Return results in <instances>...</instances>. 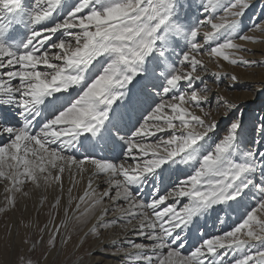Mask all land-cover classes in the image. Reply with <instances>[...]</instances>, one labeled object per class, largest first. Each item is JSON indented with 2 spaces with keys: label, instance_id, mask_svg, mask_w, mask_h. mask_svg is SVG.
Masks as SVG:
<instances>
[{
  "label": "snow or ice",
  "instance_id": "snow-or-ice-1",
  "mask_svg": "<svg viewBox=\"0 0 264 264\" xmlns=\"http://www.w3.org/2000/svg\"><path fill=\"white\" fill-rule=\"evenodd\" d=\"M186 7L196 8V0ZM249 7L251 0H200L190 25L181 0H0V105L19 109L24 121L12 127L0 120V136L9 137L0 144V181L13 194L7 206L15 207L26 182L55 183L62 195L67 171L72 187L48 241L53 247L61 229L96 218L104 227L122 222L151 242L126 239L128 264H264V247H257L264 244V151L241 144L239 119L214 139L210 89L196 83L198 70L207 72L204 55L255 66L240 55L251 49L237 42H255L238 33ZM25 24L27 39H18L17 26ZM253 29L264 32V24ZM153 94L159 102L129 128L132 111H123V101L140 104ZM258 128L264 133V123ZM101 141L123 145L120 162L71 154ZM89 163L95 173L74 197ZM165 175L162 191L155 178ZM149 177L155 195L145 202L140 190ZM60 203L57 197L53 207ZM208 209L221 223V214L240 218L185 255L181 233Z\"/></svg>",
  "mask_w": 264,
  "mask_h": 264
},
{
  "label": "rangeland",
  "instance_id": "rangeland-1",
  "mask_svg": "<svg viewBox=\"0 0 264 264\" xmlns=\"http://www.w3.org/2000/svg\"><path fill=\"white\" fill-rule=\"evenodd\" d=\"M187 3L188 0H181L186 19L190 25H194L200 15V0H196L197 7L193 9H188ZM221 14L222 12L218 13V15ZM255 24H264V0H251V7L247 9L238 22L239 34L244 33L255 38V42L237 41L251 49L250 52H242L240 55L249 61H255V66H245L242 63L233 65L222 58L212 59L204 55L202 59L207 66V72L198 70L202 82L196 83L197 87H200L201 83H205L210 89L205 95L211 106L212 118L218 122L214 139L226 134L230 124L239 119L241 144L246 149L257 148L264 151V133H261L258 128L259 124L264 123L261 120V117H264V32L258 29L250 31L249 29H252ZM210 30V27L203 29V31ZM27 36V25L17 26V38L26 40ZM200 39L202 40V34ZM179 51L177 49V52ZM213 73L219 75L214 76ZM231 76H235L236 80L233 81ZM136 94L137 92L133 88L129 93V98ZM159 99V96L153 94L145 98L140 104L134 105L131 99L123 101L125 105L129 106L123 111L128 112L130 109L132 111V120L128 127L130 128L143 115H146L147 111L159 102ZM228 105H235V107L229 108ZM19 111V109L11 110L6 107L5 110H0L2 114H5L1 120H4V123L7 121L9 126L19 127L21 120L18 115ZM196 111L199 114V110ZM257 141H260L258 145ZM123 153L124 147L121 143L117 142L111 146H106L101 141L94 147L79 148L71 154L75 155L77 159L92 156L100 160L120 162ZM113 156H117V158L114 159ZM91 167L90 163L87 164V171L77 176V183L72 192L74 197L83 194L87 180L92 175L90 173ZM53 174L55 175V172ZM96 179L102 180L103 178L97 177ZM153 179V177H149L145 187L140 190L145 202L155 195ZM62 180L64 186L62 195L55 183L45 186L41 182V186L37 187L31 182H26L23 192H27V195H23V192L15 193V207H8L5 200L6 196L13 195L5 191L6 186L10 187V184L7 181H0V264H28L30 260L32 264H76V262L79 264H116L120 261L124 264L123 260L115 259L112 256L125 255L127 250V245H117L118 239H122L120 243L125 241L123 238L127 229L122 226V222L111 227H104L98 225L96 218H92L85 224L69 225L67 228L61 229L56 238L55 246L48 244L54 227L58 226L63 219L68 189L72 187L71 178L67 171L63 174ZM155 180L162 191L169 186L167 175L156 177ZM104 187L106 185L101 183L100 190H103ZM57 197H60L61 203L59 208H54ZM246 201L249 205L254 204L250 198H246ZM119 215L120 213L110 214L105 217V220L116 219ZM239 218L238 213H232L231 216L221 214L223 220L221 223L217 220L213 209H208L202 215L194 218L191 226L181 233L183 253L185 255L190 254L204 239L222 234ZM45 225L48 227L42 232L41 229H45ZM94 225H96V230L92 231ZM41 236L43 237V247L40 246ZM34 242L37 245L35 250L33 249ZM103 243L112 245L107 247ZM137 243L142 242L138 241ZM176 243L180 244L181 241ZM102 246L109 255L105 256L94 251ZM257 247H264V244H257Z\"/></svg>",
  "mask_w": 264,
  "mask_h": 264
},
{
  "label": "bare ground",
  "instance_id": "bare-ground-1",
  "mask_svg": "<svg viewBox=\"0 0 264 264\" xmlns=\"http://www.w3.org/2000/svg\"><path fill=\"white\" fill-rule=\"evenodd\" d=\"M133 84H134V82H133ZM134 90L137 92V89L136 88H134ZM5 106H3V105H0V110H2V109H4L5 110ZM7 108H9V109H11V110H13L14 108H13V106H7ZM5 117V114H2L1 112H0V120L2 119V118H4ZM21 118V117H20ZM19 119V118H18ZM11 121V120H10ZM3 122H4V120H3ZM23 119L21 118V120H20V123H19V126L20 125H22L23 124ZM5 123L7 124V121H5ZM8 139H9V137L7 136V135H3V136H0V143H6V142H8ZM116 146V145H115ZM117 147V146H116ZM117 150H119V148L117 147ZM113 158L114 159H116L117 158V156H113ZM90 173L92 174V175H94V173H95V169L93 168V167H91V171H90ZM91 175V176H92ZM101 180L100 179H96V184H98V185H101ZM133 228L130 226L129 228H127V230H126V234H125V237L123 238V240H126V239H133V240H135L136 242H138V241H141L142 243H147V242H149V243H151L150 241H147V240H145V239H142V238H139V237H136V236H134L133 234ZM124 234V233H123ZM120 240H122V239H118L117 240V245H120V244H122L123 246H125L126 245V243H125V241L123 242V243H120ZM106 244V246L108 247V246H110V245H112V244H109V243H105ZM104 243H103V245H105ZM95 252H99L100 254H103V255H105V256H107V255H109V254H107L106 252L107 251H105L104 250V247L102 246L101 248H96L95 250H94ZM115 259H121V260H123L124 261V264H127V262H128V260L126 259V257H125V255H121V256H115V255H112ZM123 257V258H122ZM100 259H102V258H100ZM81 263V262H80ZM87 263V262H86ZM76 264H79V262H76ZM116 264H122L121 263V261L120 262H118V263H116Z\"/></svg>",
  "mask_w": 264,
  "mask_h": 264
}]
</instances>
